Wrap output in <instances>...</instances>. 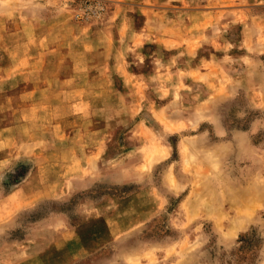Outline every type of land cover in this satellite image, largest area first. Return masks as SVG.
I'll return each mask as SVG.
<instances>
[{"label": "rangeland", "instance_id": "374dc122", "mask_svg": "<svg viewBox=\"0 0 264 264\" xmlns=\"http://www.w3.org/2000/svg\"><path fill=\"white\" fill-rule=\"evenodd\" d=\"M0 264H264V0H0Z\"/></svg>", "mask_w": 264, "mask_h": 264}]
</instances>
